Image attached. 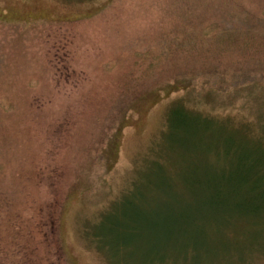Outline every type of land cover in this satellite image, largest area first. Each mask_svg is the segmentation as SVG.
<instances>
[{
    "label": "rangeland",
    "instance_id": "1",
    "mask_svg": "<svg viewBox=\"0 0 264 264\" xmlns=\"http://www.w3.org/2000/svg\"><path fill=\"white\" fill-rule=\"evenodd\" d=\"M179 104L180 125H219L193 152L162 136ZM261 127L264 0H0V264H264V207L214 217L209 252L103 219L135 179L141 215L168 200L157 149L189 198L191 164L227 167L223 139Z\"/></svg>",
    "mask_w": 264,
    "mask_h": 264
},
{
    "label": "trees",
    "instance_id": "2",
    "mask_svg": "<svg viewBox=\"0 0 264 264\" xmlns=\"http://www.w3.org/2000/svg\"><path fill=\"white\" fill-rule=\"evenodd\" d=\"M181 108L184 107L180 104L172 107L170 125H167L162 136L171 144L176 145L178 149L186 152L192 150L193 152V150L201 148L195 141L200 139L201 133L205 131L206 135H211L209 133L219 125H180L185 123V117L177 112ZM176 115L178 116L175 119ZM173 121L178 125H172ZM237 127H243V138H246L250 128L247 125ZM201 130L203 131L201 132ZM258 136L253 135L255 141L253 147L246 143H238L239 135L236 138L238 140L231 137L224 138L222 143L226 144L224 146L225 154L227 155L233 150L235 155V159L227 167L224 166L220 169L213 164L203 165L200 161L191 164V170L180 178L189 185V198L178 193L175 188L178 184L175 183L176 185L173 186L170 172L175 166L173 159L165 151L157 149L155 158L156 187L164 193L168 200H161L162 202L158 203L156 212L152 213L153 217L141 215L136 206L129 201L130 193L133 192L136 185L135 179L133 189L114 200L110 204L109 211L103 217L106 219L111 213L123 209L126 213L123 216L133 224V227L114 223L111 225V233L123 234L121 232L123 228L125 234L129 232L128 234L132 235L133 232L136 233L137 229L134 227V223H150L145 226V230H148V233L152 231L153 234L149 236H153V238H157V235L167 238L163 244L179 237L184 238L187 244H191L194 250L201 247L205 252H209L205 234L207 233V237L212 234L210 239H213L214 231L209 229L213 226L216 227L218 221L215 220L213 225L214 217L221 214H229V217L231 214L234 216L257 215L263 210L261 208L264 207V172H262L264 170V127H261ZM202 171L203 173H201ZM222 224L223 222H221V226ZM157 232L158 234H156Z\"/></svg>",
    "mask_w": 264,
    "mask_h": 264
}]
</instances>
